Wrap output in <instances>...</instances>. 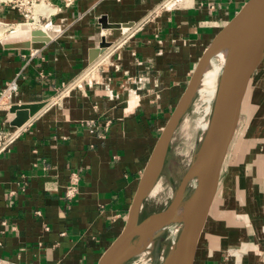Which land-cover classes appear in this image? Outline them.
Masks as SVG:
<instances>
[{
  "label": "crops",
  "instance_id": "obj_1",
  "mask_svg": "<svg viewBox=\"0 0 264 264\" xmlns=\"http://www.w3.org/2000/svg\"><path fill=\"white\" fill-rule=\"evenodd\" d=\"M247 1L176 0L167 10V0H69L51 19L50 42L0 48V90L18 78L13 104L49 102L21 128L6 121L8 111L0 114V131L18 129L0 155V264H98L125 226L139 179L199 58ZM0 19L21 17L0 3ZM128 23L135 26L127 32L106 28ZM103 39L111 46L91 63ZM263 64L197 264H228V251L207 255V245L229 240L247 223L257 228L253 218L261 224L254 264H264ZM104 121L110 126L99 129ZM72 173L78 191L68 199Z\"/></svg>",
  "mask_w": 264,
  "mask_h": 264
},
{
  "label": "water",
  "instance_id": "obj_2",
  "mask_svg": "<svg viewBox=\"0 0 264 264\" xmlns=\"http://www.w3.org/2000/svg\"><path fill=\"white\" fill-rule=\"evenodd\" d=\"M134 26L133 23L106 24V28L122 29L124 32ZM230 33L238 35L239 56L222 105L220 107L214 101L199 149L169 205L160 213L141 220L145 202L159 180L174 134L199 92L204 74L215 55V47ZM50 40L48 33L41 30L21 31L5 36L2 44L5 49L25 50L31 49L34 43H48ZM110 46L103 39L99 48L91 52V63ZM263 60L264 0H248L212 38L199 58L189 83L163 128L139 179L125 226L103 253L98 264H124L133 256L124 259L122 255L135 240L156 241L175 223L177 210L189 192L191 195L186 202V220L181 224L179 238L165 264H197L209 217L217 200L228 151L237 132L248 90L252 88L253 79ZM48 104L47 101L13 104L6 114V121L12 127L21 128Z\"/></svg>",
  "mask_w": 264,
  "mask_h": 264
},
{
  "label": "rangeland",
  "instance_id": "obj_3",
  "mask_svg": "<svg viewBox=\"0 0 264 264\" xmlns=\"http://www.w3.org/2000/svg\"><path fill=\"white\" fill-rule=\"evenodd\" d=\"M21 2L27 4L25 6L26 8L31 7V10L34 14V19H24V23H30V28L34 27L35 30H39V28L45 26L48 21L52 19L54 14L60 12L62 10V4L69 3V0H13L12 3H9L8 1V4H10L9 8L16 4H20ZM42 4L49 5L51 8L55 9V12L53 14H50L51 17L49 20H43L41 18L42 12H40L41 10H38V6L41 5L42 7ZM213 63L216 67L219 66L218 61H213ZM221 71L222 70H220L216 75V78L218 80L221 76ZM250 93L251 89L248 92L245 103L243 105V116L241 117L238 131L239 136L242 134L246 124L250 119L249 113L251 114L252 109L254 108V104L249 99ZM251 96H253V93H251ZM258 96H261V94H258ZM213 105L214 100L210 99L207 93H205L204 91H199L197 93L192 106L182 119L176 133L174 134L167 154L165 165L159 176V180L150 196L148 197L147 201L145 202L143 211L141 213V220L160 213L169 205L184 174L188 170L194 158V155L199 149L203 134L205 132V129L203 127L204 124H207L210 119ZM233 147L234 146H232V148ZM235 147L231 150L233 156L237 152ZM190 195L191 192H189L184 199L185 203L188 201ZM220 200H222V196L220 197ZM218 212L219 210L217 207V209L214 211V215L217 216ZM242 219L244 220V217L239 218L240 221ZM248 219L251 220V218ZM253 219L258 222L257 228L253 227V224L247 223L249 225L244 226L241 230V233L236 232L235 235L232 236L229 240H226L224 242L221 240H217V243L215 245L208 244L206 248L207 255L210 253L214 255H220L224 250L228 251V264H254V260L259 254V243L258 238L255 236V233H260L259 229H261V224L260 218ZM180 228L181 224L173 223L170 228L157 239V248L152 255H145L142 253V251H138V253H132L128 246L125 252L126 254H128L126 258L130 256L133 257L127 260L124 264H165L170 252L172 251L175 243L179 238L181 231ZM254 229L257 230L255 233Z\"/></svg>",
  "mask_w": 264,
  "mask_h": 264
},
{
  "label": "bare ground",
  "instance_id": "obj_4",
  "mask_svg": "<svg viewBox=\"0 0 264 264\" xmlns=\"http://www.w3.org/2000/svg\"><path fill=\"white\" fill-rule=\"evenodd\" d=\"M38 7H39L38 10L39 11L41 10L40 12H42V14L50 15L55 12L54 8H51L49 5L46 4H42V7L41 5ZM30 25H31L30 23H26L17 26L14 32H21V31L32 32L35 30V28L34 27L30 28ZM39 30H41L44 33H47V26H42L41 28H39ZM238 40L239 39L237 33L234 34L230 33L219 42V44L215 47V55L213 56L212 61L209 64V68L206 70L204 74V78L199 88L200 92L204 91L205 93H207L210 99H213L214 101L220 104L219 105L220 107L224 99L225 90L229 84L230 78L234 72L236 63L238 61V56H239ZM213 61H218L219 66L216 67ZM220 70L222 71H221V76L218 80L216 78V75ZM249 91L250 89L248 90V92ZM207 124H204L203 127L204 129H206ZM187 211H188V204L183 202L177 210V213L174 218V222L183 224V222L186 220ZM157 243H158L157 240L156 241L135 240L133 243L129 245V249L132 253H136V252L138 253V251H142V253L145 255L146 254L152 255L157 248ZM127 256L128 254L124 253L122 255V258L126 259Z\"/></svg>",
  "mask_w": 264,
  "mask_h": 264
},
{
  "label": "built area",
  "instance_id": "obj_5",
  "mask_svg": "<svg viewBox=\"0 0 264 264\" xmlns=\"http://www.w3.org/2000/svg\"><path fill=\"white\" fill-rule=\"evenodd\" d=\"M12 3L13 0H0L1 4H4V6L9 7L10 4ZM176 0H167V2L162 6V8H166L167 10H170L172 7H174ZM68 4V3H67ZM27 4L24 3H20V4H16L14 6H12L11 8L14 10H17L20 14L21 19L17 22L14 23H10V22H5L4 20L0 19V48H3V44H2V39L9 35L10 33L14 32L16 30L17 26H20L22 24H26L24 23V19H34V14L31 10V7L26 8ZM33 7V5H32ZM51 17L50 16H46V14H42L41 18L44 20H49ZM47 26V29L49 30L52 27V21H48V23L45 25ZM47 30V33H48ZM49 35V34H48ZM38 52V50L33 51L31 54L32 55H36ZM116 70H118V68L116 67ZM89 74V72L85 75L87 76ZM99 75V74H98ZM97 74H95V76L93 78H97L96 82H100L99 80V76ZM85 78V77H84ZM92 78V79H93ZM18 78H15L13 80H10L9 82H7L5 84V86L0 90V114L4 111H9V109L11 108V106L13 105L12 100L14 98V96L18 93L19 91V84L17 81ZM91 79V80H92ZM110 126V122L109 121H104V122H100L98 123V127L99 129H107ZM18 129L10 134H5L3 131H0V155L3 154L6 150H8V147L16 140V137L18 136ZM78 183H79V176L76 173H72L71 177H70V182L67 186V190H66V197L68 199H73L78 191Z\"/></svg>",
  "mask_w": 264,
  "mask_h": 264
}]
</instances>
